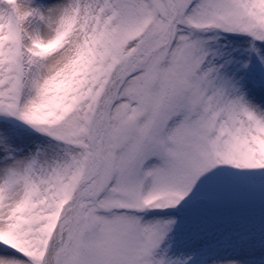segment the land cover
<instances>
[{
    "label": "snow or ice",
    "instance_id": "6c2138e0",
    "mask_svg": "<svg viewBox=\"0 0 264 264\" xmlns=\"http://www.w3.org/2000/svg\"><path fill=\"white\" fill-rule=\"evenodd\" d=\"M0 264H264V0H0Z\"/></svg>",
    "mask_w": 264,
    "mask_h": 264
}]
</instances>
